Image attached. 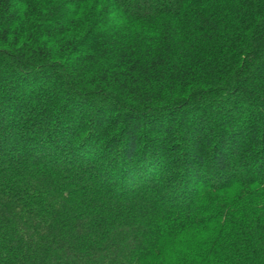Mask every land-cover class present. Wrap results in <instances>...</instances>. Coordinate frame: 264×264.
I'll return each instance as SVG.
<instances>
[{
  "label": "trees",
  "instance_id": "1",
  "mask_svg": "<svg viewBox=\"0 0 264 264\" xmlns=\"http://www.w3.org/2000/svg\"><path fill=\"white\" fill-rule=\"evenodd\" d=\"M0 264H264V0H0Z\"/></svg>",
  "mask_w": 264,
  "mask_h": 264
}]
</instances>
